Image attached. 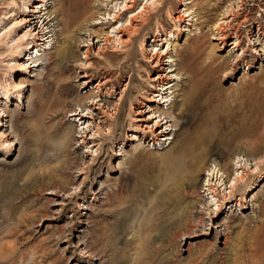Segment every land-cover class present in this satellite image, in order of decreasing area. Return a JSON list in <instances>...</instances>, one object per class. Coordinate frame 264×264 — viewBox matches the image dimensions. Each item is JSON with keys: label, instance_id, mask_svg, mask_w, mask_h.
I'll return each instance as SVG.
<instances>
[{"label": "rangeland", "instance_id": "rangeland-1", "mask_svg": "<svg viewBox=\"0 0 264 264\" xmlns=\"http://www.w3.org/2000/svg\"><path fill=\"white\" fill-rule=\"evenodd\" d=\"M91 1V13L66 34L63 33V14L59 12L60 0H49L54 36L45 49L33 50V58H39V61L38 66L29 61L32 63L29 73L21 74L15 66L6 65L4 59L9 54L0 58L3 59L0 60V93L8 88L12 99L9 102L1 99L0 109L7 110L6 116L10 112L15 114L3 121V130L9 134L10 140H14L12 149H8L3 139L0 140V244H4L5 249L0 264H142L148 260L149 264H255L250 245L253 237L264 233V158L259 170L249 174L247 181L232 192L231 199L224 201L223 208L211 221L201 211L202 202L197 196L201 190L203 170L200 169L199 175L196 172L195 185H187L189 192H186L187 197L179 209L189 206L186 215L188 232L181 230L175 241L171 237L178 223L175 213L179 210L170 199L152 209L147 196L157 193L158 185L154 182L159 175L178 173L184 148L197 152L198 159L204 158L205 165L208 161L219 163L228 174L232 173L230 161L235 155L255 157L264 153V52L257 54L251 51L252 40L258 49L264 47V40L258 41L257 35L262 12L254 5L257 1L264 3V0L246 1L255 19L241 32L238 49L244 48L246 52L243 59L234 65L229 77H223L227 64L222 60L223 56L231 60L236 54V43L234 46L231 44L235 37L229 36L223 43L210 37L213 23L221 17L225 5L233 0H194L188 6L196 13L193 12L192 20L184 22L175 19L183 7L182 0H165L161 10L154 6L147 10L149 19L133 45L128 43L121 48L108 44L102 51H98V38L90 35L102 30L112 33L110 23L95 22L102 21L103 13L111 10L116 1ZM22 2L0 0V33L9 25L15 28V20L12 19L19 20L23 15ZM145 2L140 1L135 11L138 12ZM70 3L78 4V0H70ZM10 8L16 15L6 19L11 14ZM4 12L8 13L5 15ZM127 15L125 13L121 20H125ZM137 22L138 25L143 24L142 20ZM186 24L189 25L184 26ZM27 27L29 23L18 28L17 32L21 33ZM184 27L191 31L181 30ZM169 29L178 33L174 40L171 38L174 45L171 52L177 63L173 67H177L181 78L163 82L168 89L162 91H173L171 103L163 104L160 101L162 95H159L162 91L157 92L151 81L158 67H153L155 60L149 61L146 50L142 52L140 41L143 34L147 37L158 30L163 36ZM11 36L16 35L13 33ZM194 37H199L193 48L196 50L184 52L190 44L188 40ZM93 41V49L87 53V60L93 64L82 68L77 57L85 61L86 48L82 45ZM100 43L103 45V41ZM211 43H217L220 48L216 51L214 64H209L206 59L205 47ZM65 49L77 57L58 59ZM168 58L163 59V68L167 72L170 71ZM104 77L108 79L105 88L113 93L111 96L98 95L97 98L113 104L108 106L110 112L126 84L125 98L115 118L107 114L108 121L100 123L105 130L102 128L100 136L96 137L97 145L91 148L92 144H88L87 148L80 145L82 139L76 140V135L78 139L80 137L73 127L78 125L80 132L85 125L70 111L79 109L83 96L99 94L95 84ZM87 79L91 84L85 88ZM13 81L24 84L12 88L10 84ZM20 90L23 103L18 107L16 101ZM155 93L158 96H153ZM188 93L192 102L184 105L183 99ZM55 100L62 102L56 113L50 108ZM138 109L143 110L153 124L162 114L157 110H165L162 118L170 114L167 120L171 121L167 124L171 129L160 133L165 126L155 127L159 136L154 139L171 135L165 144L160 147L157 143L154 145L152 133L136 127L137 122L133 118L138 116L135 113ZM101 113L96 115L97 122L103 121ZM106 124L111 125V132L106 131ZM70 127L66 145L60 146V134ZM131 133L136 137L129 140ZM93 149H98V153H92ZM48 158L51 160L46 161ZM51 167L58 168L56 179L59 183L48 182L47 173ZM173 183L175 181H169L165 187L169 193L174 191ZM253 184H256L255 190L249 192L248 185ZM120 186L123 188L120 197L125 200L121 197L124 202L117 207L113 205L117 199L112 192L118 191ZM135 195L142 198L135 199ZM238 200L243 207L241 209L232 206ZM154 210L163 215L170 210L171 220L158 231L138 239L139 224L144 223ZM103 229L111 239L96 242L94 236ZM204 230L208 233L196 235ZM139 246L143 249L137 252ZM135 255H139L138 258Z\"/></svg>", "mask_w": 264, "mask_h": 264}, {"label": "bare ground", "instance_id": "bare-ground-1", "mask_svg": "<svg viewBox=\"0 0 264 264\" xmlns=\"http://www.w3.org/2000/svg\"><path fill=\"white\" fill-rule=\"evenodd\" d=\"M12 1H14V0H12ZM22 1H23L22 2L23 5L21 6V11H23L22 12L23 15H21V18L19 20L17 18L12 19V20H15V24H16L15 28H13V25H9L8 27H4L2 29L3 32L0 33V58H1V56H3L6 53L9 54L4 59V61L6 60V65H13L17 69H19L21 74H27L30 72L29 70H31V68H32V66H31L32 63H35L34 66H38L37 62L39 61V58H36V59L33 58V53H34L33 50L36 49V51L39 52V51L45 49L48 46V44L50 43V41L52 40V37L54 36L53 30H51V28H52L51 22L53 20L51 18H52L53 12H50V10H48L49 0H22ZM67 1H68V3H67ZM90 1L91 0H78V4H74V3L71 4L70 0H60L61 6H60V10L59 9L58 10H59V12L60 11L62 12L63 18H64L63 33L67 34L68 32L72 31V27L76 23H78L82 18L86 17L87 15H89L91 13L92 9L89 7ZM113 1H116V4L111 7V10L105 11L103 13V16H104V18H102L103 20L102 21L97 20L95 23L96 24H99V23L108 24V23H110L109 27L113 28L112 33H115V35L112 36V33L104 32L103 30H102V32H98V33L93 32L90 35V36L93 35L94 37L98 38L97 42H96V44L97 43L99 44L98 51L104 50L108 44H113L114 46H121V48L125 47L128 43H132V45H133L134 40L137 38V35L140 33V29L143 27L144 24H146V20L149 19V15H147V13H146L147 10L152 6L156 7L157 10H161L163 8L164 2H165V0H146V2L142 5L140 10L137 12V11H135V9L137 8L138 3L142 0H122L121 2H118V0H112L111 3ZM193 1L194 0H182L181 1V5L183 7H182V9L178 10L179 14L177 16H175L176 20H179L182 22H184L186 19L192 20V18L194 16L192 14L196 10L192 11L191 6H188V4L192 3ZM246 1L247 0H233L232 2L225 5L224 10L221 14V17L218 18L213 23V25L211 27V29H212L211 37H210L211 40H218L221 43H223V41H225L227 39V37H229V36L235 37L234 41L231 42V44L234 46V44L236 43L234 46V50H235L234 52L236 54L233 55L231 60L230 59L228 60L227 58H225V56H223L224 58L222 61L226 62V64H227L225 70L223 71V77H229V74L232 73V69L234 68V65L236 63L240 62L243 59V55L245 54L244 48H242L241 51H239V49H238L240 46L241 32L244 29V27H246L245 26L246 24L248 26H250L252 24L253 20L255 19L251 13L250 8L248 7V4ZM254 5L257 7H260L259 10L262 11V14H260L262 16V18H260V20L258 21V24H257V30H258L257 35L259 38L258 41H260V40H264V3L257 1V2H255ZM14 6H18V5L14 4ZM9 11L11 12V14H8L9 16L7 15L8 17L6 19H8V18L11 19L13 15H16V12L14 11V9L10 8ZM7 13L4 12L5 15ZM125 13H128L129 15H127L125 20L122 21L121 20L122 16ZM110 17H112V19ZM107 19H108V21H105ZM93 20H96V19H93ZM139 20H142L143 24L138 25L137 21H139ZM28 23H29V27H27L25 30H22L21 33L17 32L18 28L22 27L23 25H27ZM187 25H189V24H186L184 26H187ZM181 30L189 31V32L191 31L190 29H186V27H184ZM13 33H15L16 36H11ZM126 35H127V37H125ZM177 35H178L177 31L174 33V31H172L170 29L165 30V32L163 34L164 37L162 36V34H160V32L158 30H156V32H154L153 35H150L147 37L145 36V34L142 35V38L140 41L142 52H143V50H146L147 53L149 54V58H148L149 61L155 60L153 67H158V70H157V73L155 74V77L154 76L151 77V81L153 82V87L157 90V92H160L162 90L166 91L168 89L167 87H164L165 84H163V82L165 80H175V79L181 78V73L176 70L177 67H173L177 63L175 62L176 58L174 57V55L171 52L173 49V46H174V45L172 46V41L174 40V37H177ZM115 37H117V38H115ZM9 38H11L10 41H8ZM145 38H146V40H145ZM171 38H173V40ZM198 39H199V37H194L192 40H188V43H190V44H189V46L185 47V49L183 51L188 53L190 49L195 48L196 47L195 41H198ZM249 39H251V37H249ZM102 41H103V45H102V43H100ZM148 41H151V43L147 44ZM94 44H95V42L93 41V43H91V44H83L82 45V47L86 48L85 49V53H86V56H85L86 60L85 61H82L81 58H78L77 55H75L73 52L72 53L67 52L66 49L61 52L58 59H66L67 60V58H71V57L74 58L76 56L80 65L82 66V68H88V67H90L92 62L87 60V58H88L87 53L91 49H93ZM165 44H167V47H165ZM251 44H253L252 45L253 48H251V51L253 53L261 54L262 52H264V47H263V49H258V47H256V44L253 42V40H252ZM147 46L149 47L148 49H147ZM217 46H218L217 43H211V44H209V46L205 47L206 59L208 60L209 64H212V63L214 64L215 61L217 60L216 51H219V49H220ZM193 50H196V49H193ZM98 51H96V52H98ZM247 53H248V51H247ZM26 55H29V57L24 58V56H26ZM164 57H169L167 60L170 63V65L168 67V68H170L169 72H167V70H164V68H163V64H165ZM22 58H23V60H22ZM24 59H26V60H24ZM0 60H3V59H0ZM29 61L30 62L32 61V63H29ZM59 68L61 70L64 69L61 66H59ZM256 73H258V72H256ZM84 75H85V77L87 76L86 73ZM107 81H108V79H106V77L99 79L97 81V83L95 84V87L97 88L99 94L91 93L88 96H85V97L83 96L80 103H79V109H74V110L70 111L72 115L79 117V121H81L82 125H85V127L82 128V131L79 132L78 131V125L71 124V127H72V125L74 127V132L76 134H79V137H80L78 139V136L76 135V137H77L76 140L79 141L80 139H82L81 144H80L81 146L88 148L89 147L88 144H92L90 147L93 148L94 146L97 145L95 143V139L97 136H100L101 129L104 128V127H102L103 125L101 126L100 123L104 124L108 121L106 119L107 114L111 115V116H113V118H115V116H116V114L120 108V104L123 101L122 99L125 98L126 84H125V87L121 90L120 97L118 99V103L114 105L113 111L110 112L108 106L113 105V104H109L103 99L99 100V97L97 98L98 95L99 96L100 95H104V96H111L112 95L113 92H111V90H108L107 88H105ZM23 84H24L23 82L15 83L13 81L12 84H10V85H12L11 86L12 88H14V87L16 88L17 86L21 87V85H23ZM89 84H91V81H90V79H87L85 81V85H86L85 88L89 87ZM171 84L173 85V82H170L169 85H171ZM171 88H174V85L171 86ZM1 91L2 92L0 94H2L3 96L2 95L0 96V100L4 99L5 102H9L12 100L10 98L11 92L9 91L8 88H4ZM165 91H162V93L159 94V95H162L160 101H162L161 103H163V104L164 103H166V104L171 103V101H172L171 94L173 93V91H171V92L170 91L165 92ZM190 92L193 93L192 91H190ZM166 93H168V94L166 95ZM163 94H165V95H163ZM153 96H158V93H155ZM17 97L19 99L16 101L17 102L16 105L19 107V106H21L20 103H23L22 90L19 91V94L17 95ZM150 98L153 99L152 97H150ZM103 101H105L104 104H103ZM189 101H191V100H190V96L188 93L186 95V98L183 99V104L185 105ZM105 104H108V105L106 106ZM61 105H62L61 101L55 100L50 104V108L54 109V112L56 113V111H58L60 109ZM142 105L144 106V104H142ZM0 106H1V102H0ZM45 108H46V106H45ZM159 111L162 112V114L159 115L160 119L155 124H153V121L150 120V117H145V114H144L143 110H141V109H138L135 112L138 114V116L134 117L133 119L137 122L136 127L138 129H140L142 131L145 130L146 132L152 133V135H153L152 140H154V145L157 143V144H159V147H160L162 144H165V142L171 138V135L165 134L159 140L157 138L154 139V137L158 135V133H155V132L157 131L158 128H162L163 126H165V128L160 133H166V131L171 129L170 125L167 124L171 120H167V118L170 117V116H168L169 113L165 117L162 118V115L165 114L166 112H164L165 110L164 111L163 110H157L156 112H159ZM5 112H7V110L4 111V109H0V140L3 139V142L7 145L8 149H12V147L14 145V140H10L9 134H7L5 132V130H3V128L5 127L3 121H4L5 117H7V116L13 117L15 114L10 112L6 116ZM96 112H98V113H96ZM99 113H101L102 117H104L102 122L96 121V119L98 117L96 115ZM106 126H107L106 131L111 132V130H112L111 125L106 124ZM71 127L68 128V130L65 129L64 132L60 134L61 136L58 139L60 146L66 145V143H67L66 137L69 135V131L71 130ZM155 127H157V129ZM104 130H105V128H104ZM133 137H136V135H134V133H131V137H129L128 139L131 140ZM162 138H164V139H162ZM92 153H98V149L97 150L93 149ZM182 153L184 156L182 155V157H181L182 162L179 165L178 173H175V174L170 175V176L159 175L157 177V181L154 182V183H156V185H158V187H157L158 191L154 195H148L147 196L150 198L149 201H147V203L152 204L151 205L152 209L153 208L156 209V208L161 206V203L165 202L164 201L165 199H170L171 203L177 207V209L176 208L175 209L179 210L182 202L187 197L186 192L189 190V189L187 190V185L189 183L191 184V186L195 185L194 184L195 173L199 172L200 169H202L203 170V177L201 178V183H200L201 190L199 192H197V196H199V200H201V202H202L201 203L202 204L201 211L205 215H207V217L210 221L212 220V217H216L219 214V212L223 208L224 201L227 200L228 198H230L232 192H234V190L238 186L244 184L247 181L249 174L253 175L254 173H256L259 170V165H261L260 163L263 161V158H264V153L260 156L258 155L255 157L254 156L253 157H244L243 155L237 154L230 161V166L232 167V170H231L232 173L228 174L227 169L223 168L222 166L219 165V163L217 164L215 161H208L205 165L203 163L204 158L198 159L199 155L194 150L190 151L188 148H184ZM117 154H119V152H117ZM50 160L48 158L46 161H50ZM64 160H62V161H64ZM200 161H201V164H198ZM53 166H54V164H53ZM83 168L81 170V173L84 172ZM56 169H58V168L51 167L50 170L48 169L49 170L47 173L48 182L52 181L55 183H59V179L58 180L56 179V177L58 176ZM199 174H200V172L198 173V175ZM169 181H171V182L175 181V183H173V190L174 191L172 193H169L168 190L165 189V187L167 186ZM255 187H256V184L248 185V191L249 192L254 191ZM122 190H123V188H122V186H120L118 191L114 190L112 192V194L116 197L115 199H117V201L113 205H117V207H119V205L123 204V202H124V201H122L123 199L125 200V198H123L122 196L121 197L123 199H121V197H120V193ZM136 198L140 199L142 197H141V195H135V199ZM228 204H231V203L229 202ZM232 204H234L232 206L238 207L239 209L243 208L241 203H240V200L235 201ZM113 205L111 207H113ZM155 212L156 211L154 210V213L152 215H150L148 217V219L144 220L145 224L143 222L139 224L140 229L137 233V235L139 237L138 239H141L142 235H148L151 232L159 229L161 226L162 227L166 226V224L171 220L169 218V215L171 214L170 210H167L164 213V215L161 212H156V213ZM188 212H189V206H183L181 210H179L175 213L176 219H178V223H177L176 230L172 234V237H171L172 240L175 241L176 236H178V234L180 233L181 230H184V232H188V221H189V219L186 218V215ZM205 233H208V232L204 230V231H201L200 233H198L196 235L197 236H200L203 234L205 235ZM188 235H190V234L188 233ZM110 237L108 236V233L106 234L105 230L103 229L96 236H94V239L96 242H98V241H102V242L107 241L108 242L107 239ZM188 237H190V236H188ZM110 239H109V241H110ZM3 245L0 244V257H4L3 251L5 249H4ZM143 246H145V245H143ZM250 247H251V251H252L251 257L254 259L255 264H264V233L259 234L256 237H253ZM142 249L139 246V247H137L136 251L139 252ZM11 252L12 251H10V254H11ZM148 252H149V250H148ZM148 252H146V253H148ZM138 256H136V257L138 258ZM143 256H144V254H143ZM141 258H142V256H141ZM148 261H145L142 264H149Z\"/></svg>", "mask_w": 264, "mask_h": 264}, {"label": "built area", "instance_id": "built-area-1", "mask_svg": "<svg viewBox=\"0 0 264 264\" xmlns=\"http://www.w3.org/2000/svg\"><path fill=\"white\" fill-rule=\"evenodd\" d=\"M262 12V11H261ZM255 29H256V27H255Z\"/></svg>", "mask_w": 264, "mask_h": 264}]
</instances>
